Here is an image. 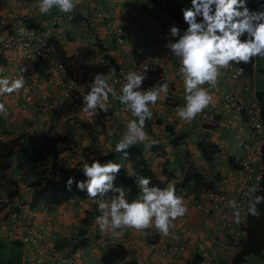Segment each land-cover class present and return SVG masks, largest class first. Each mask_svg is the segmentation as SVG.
<instances>
[{
    "label": "crops",
    "instance_id": "0c3cea01",
    "mask_svg": "<svg viewBox=\"0 0 264 264\" xmlns=\"http://www.w3.org/2000/svg\"><path fill=\"white\" fill-rule=\"evenodd\" d=\"M130 2L138 3L144 10L159 13L146 0H118L117 8L110 9L109 13L102 12L103 0H78L76 7L70 13L57 10L58 14L65 15V21L54 24L55 9L49 14L42 15L35 6L36 0H28V5L37 10L34 20L42 30L36 29L48 38L54 37V40H59L66 47L70 70L79 78L77 87L82 96L80 101L67 100L57 109H47L40 101V95L48 93L54 99H61L62 89L67 83L65 78H62L59 85L48 83L47 69L49 66L54 67L55 63L49 61L40 65L30 64L21 53L0 48V77H7L11 81L23 75L27 89L0 97V102L5 103L7 108V115L0 114V131L3 130L0 135H3L4 140H11L19 134H27L30 136L28 139L30 142L34 141L37 147H42L44 137L51 132H58L57 134L60 135L69 133V137L64 141H69L71 144L60 155L63 170L52 173V178L58 184L66 186L69 177H74L76 181L86 179L79 169L84 162H91L92 155L101 163L112 160L122 166L115 184L124 189L127 199L130 188H124V180L131 177L134 171L131 163L124 159L122 154L115 153L114 149L116 142L126 131L127 122L136 118L111 94L107 113L97 109L94 115L88 116L82 111V98L90 90L89 84L83 85V83L90 75L98 74L96 68L89 65L92 62L88 63L87 60L86 51L89 46L98 42L107 52V59L112 65L121 66L125 74L129 73L135 63L148 58L146 41L143 38L145 27L123 13L124 7ZM19 10L15 7L12 11L4 13V16H0L5 18L9 26L16 31L21 26L26 29ZM69 16L73 19L69 20ZM118 27H122L126 33V51L121 50L115 41L114 30ZM105 77L117 95H120L119 87L113 83L110 75ZM249 79L253 83L252 90L250 93L238 90L237 103H245L257 97L258 87L264 90V72L257 73L256 64L252 72L246 73L244 80L248 82ZM168 84V94L166 96L162 94L156 105L149 106L153 118L151 121H146L144 129L149 140L156 141L154 150H147L142 144L137 146L144 151L160 179L168 183L183 182L187 172L194 170L204 174L210 188L236 196L246 183V175L239 162L242 159H249L257 169L262 170V151L254 145L250 127L244 117L233 108L226 107L218 113L214 125L202 121L203 113L218 108L222 103L223 95L234 88L236 82L223 71L215 87L205 84L203 87L210 92L212 102L190 122L180 120L175 112L177 107H182L186 103L183 80H173ZM28 96L32 97L33 102L28 103L24 118L14 121L12 117L21 113L22 105ZM109 132H113L114 135L109 137ZM109 139L112 140L111 147L107 144ZM62 148L64 147L60 146V149ZM76 188V184H73L72 189ZM20 191L19 196L11 199L7 198L5 191L0 192V201H2L0 226L3 229L0 230V235L2 232L8 235L4 233V229L8 227L10 233L16 219L21 220L22 214L29 213V193L22 185ZM2 193L5 195L3 196ZM73 195L75 196L70 200L50 208L49 216L44 215L46 218L49 217L44 221L47 224L46 234L51 239L72 238L83 227L85 219L88 242L90 244L91 237L95 239L91 243L93 250L100 257L109 246L124 244L129 250L128 261H138L140 264H185L188 261L192 264H230L246 240V235L239 233L246 224V217L242 216L241 222L237 224L234 215L222 217L214 212L207 213L196 208L197 203H203L206 198L205 190L198 188L177 194L183 198V201L187 200L184 204L188 211L184 217L174 222L175 227L170 229L168 236H163L153 226L145 230L150 233L149 235H145L144 231L124 229L119 239H114L110 230L100 231L95 223V217L101 213L98 211L96 201L88 198L86 191L78 189ZM110 196L111 193L105 199H109ZM180 219L184 221L183 224ZM5 238L12 241L7 236ZM171 243L184 245L185 253L175 258L160 260L159 253L164 246ZM16 244L17 250L13 262L15 264L34 262L35 245L18 244V242ZM103 244L106 246L104 247ZM99 246L104 248L103 252ZM78 253L80 250L75 256ZM64 254L68 255L67 251ZM75 256L69 257L65 264H74ZM47 264L53 263L49 261Z\"/></svg>",
    "mask_w": 264,
    "mask_h": 264
},
{
    "label": "clouds",
    "instance_id": "9594fccd",
    "mask_svg": "<svg viewBox=\"0 0 264 264\" xmlns=\"http://www.w3.org/2000/svg\"><path fill=\"white\" fill-rule=\"evenodd\" d=\"M13 1L14 0H0V4L6 7L0 11V16H4V13L7 11H12L13 8L18 7L20 9L19 13L21 15V19L24 23L34 19L37 10L28 5V0H25L24 5L26 4L32 9V11H34L33 17L28 20L23 19L21 14L22 8L18 5H15ZM103 2L104 11L102 12L104 13H109L110 9L117 8L116 4L118 0H103ZM10 3L12 4L10 5ZM77 3L78 0H36L35 6L42 15L49 14L53 9H55L54 13L56 14L53 17V23L61 24L65 21V15L58 14L57 10L64 13H70L74 10ZM255 3L257 7L255 10H252L248 7V0H191V6L182 9L184 22L188 25L183 34H181L180 28L176 25H173L172 27L165 26L162 19L158 16L159 13L156 14L144 10L142 6L136 2L127 3V5L124 7L123 13L127 14L130 18H134L140 24L142 23L139 19L127 12L128 7H137L144 14L146 13L154 19H159L163 28L164 26L166 27L164 30L172 38H176L175 40L170 39L165 47L170 50V54L177 58L180 63L179 74L181 77H176L173 79L183 80L184 84V99L186 103L184 106L177 107L175 109L176 115L180 118V120L184 122H190L209 106L213 98L208 89L203 86L207 84L210 87H215L219 78H221L223 75L222 70L229 69L233 63L238 65L241 63L249 64L255 58L264 59V0H255ZM58 16L62 17L61 21L57 20ZM1 18L6 22L5 25L2 23L0 24V39L2 40L5 31H7V29L11 30L14 28L9 26V23L5 18L0 17V19ZM68 19L72 20L73 18L69 16ZM24 26L26 29L21 26L17 29V31L14 29L13 33H18L19 35L23 36L27 30H30L26 25ZM36 28L41 29L39 27ZM36 28H31V30L35 32V36H40L47 41V43L55 52L54 56L44 55L39 61L31 63L21 52L19 53H21L30 64L34 65L53 61V63H55L54 67L49 66L47 69L48 78L50 74L58 73L57 58L61 59L65 65V68L67 69V76L65 79L68 81L70 78L68 75L69 64L67 65L65 63L61 54L58 52L56 45L52 41V38H48V36L42 34ZM147 34L148 30L145 27L143 38L146 41V47L148 45ZM124 37L127 44L125 31ZM61 45L63 46V44ZM95 46H99L103 51H105V49L98 42L92 46H89L88 49L94 48ZM0 48L2 50L8 51V48H5L4 45H2V42L0 44ZM63 48L67 50L66 47L63 46ZM88 49L86 51L87 54H89ZM87 60L88 63L92 62V64L89 63V65L96 68L97 73L98 69L103 67H98L100 61L99 63H95L89 57V55ZM101 61L102 65L105 62L111 63V61L107 59V54H105L104 58H101ZM246 73L250 72H247L244 69V77H242V80H244ZM110 74V72L105 74H93L90 75L89 79L83 83V85L89 84L90 90L82 98V111L88 116L94 115L97 109L107 113L110 107L108 103L110 94L114 99H118L121 104L126 106V108L131 112L132 116L136 119H132L127 122L126 131L116 142L114 151L117 154H122L123 158L127 159L129 158V149L132 146L142 144L145 149L150 150L156 144V141L149 140L148 134L144 130L146 121H151L153 118V112L149 106L156 105L162 94L164 96L168 94V83L171 81H163L160 84L144 90L142 86L144 81L147 79V70L144 72L129 71V73L124 77L125 83L121 86V89H119L121 94L117 95V92L108 83V80L105 77V75ZM235 82V87L232 88L235 89L236 93L235 101L231 102L229 106L225 105V94L231 89L228 90L223 95L222 103L218 108L209 112H205L209 115H212V117L205 119V113H203L202 121L208 124L217 122L216 116L218 113H221L226 107L233 108L237 113L244 117L253 136V128L249 124L248 116L246 115L245 111H239L236 109V107L239 104L246 105L250 104L252 101H258L259 103L260 101L257 97H255L248 102L237 103L238 90L243 92L245 91L240 87L242 81ZM248 82L251 83V80L249 79ZM75 87L77 91L80 92L77 85ZM21 89L27 91L25 88V78L23 75H21L20 78L11 81L7 77H0V97L19 92ZM24 113L21 112L19 115H14L12 119L14 121L22 120L24 118ZM0 114L7 115V108L3 102H0ZM113 135V132L108 133L109 137H112ZM253 139L255 145L256 138L253 136ZM260 139L262 141V145L255 146H258L261 149L260 151H262L264 144V134L262 137H260ZM0 140L3 139L1 138ZM107 144L109 147H111L112 140L109 139ZM244 160H248L252 165L253 163L249 159H242L239 162L246 175V171L242 164V161ZM90 161V163L84 162L82 167L79 169L86 179L76 181L74 177H69L66 181V188L68 191H71L72 185L76 184V187L80 191H86L88 198L96 201L98 205V211L101 213V215L95 217V223L99 226L101 232L110 230L112 237L114 239H119L123 234L124 229L144 231L145 235H149L150 233L145 230L154 226L160 234L163 236H168L170 234V229L175 227L174 222L186 215L188 209L184 204L183 198L176 194V188L174 184L169 183L166 188L161 189L157 186H151L150 178L137 176L136 184L140 189V196L138 199L129 202L126 198L124 189L121 186H117L115 184V180L119 175L122 166L113 162L112 160L101 163V161L94 155L90 157ZM253 167L257 173L261 174L262 181V171L257 169L254 165ZM259 187L257 190L254 187L250 189L249 195L255 192V190L256 192L253 198H251L250 195V202L248 204L246 213H244L245 216L251 215L257 219L260 217L258 206L264 204V196L256 195ZM209 190L225 193L222 191H217L213 188H209L205 190V196ZM109 193H111L110 198L105 199L109 196ZM1 203L2 201H0V205ZM229 204L233 210L235 223L239 224L242 220L241 208L234 200L230 201ZM32 211H35L40 215L39 217L43 223L47 218H49L44 217V215H50V208L36 207L30 208L28 214H22L23 219H28ZM44 225L45 230L43 231L47 237V224L44 223ZM47 238L53 241L55 244V239H51L49 236ZM103 245L104 247L106 246L105 244ZM58 253L59 257L62 258L63 252L58 251Z\"/></svg>",
    "mask_w": 264,
    "mask_h": 264
},
{
    "label": "trees",
    "instance_id": "16d2710c",
    "mask_svg": "<svg viewBox=\"0 0 264 264\" xmlns=\"http://www.w3.org/2000/svg\"><path fill=\"white\" fill-rule=\"evenodd\" d=\"M146 1H148L154 9L159 12V17L162 19L165 26H169L167 24L172 22L180 28L181 34H183L188 25L184 22L182 9L190 7L191 0ZM248 7L255 10L257 7L255 0H248ZM24 25H26L29 29L39 27L35 23L34 19L26 21ZM9 31L13 33L14 29ZM53 38L54 37H52V41L56 45L58 52L68 65L69 58L66 55L67 51L63 48L59 40L55 41ZM8 51L15 52L9 48ZM255 64L257 65V73L264 72V59L261 58H255L249 64L241 63L239 65L243 67L245 71L252 72ZM101 66L102 61L98 64V67ZM68 75L70 76V82L73 81L74 84L79 85V78L70 70L69 65ZM252 85L253 83L251 82L249 90L245 91V93L251 92ZM261 88L262 87H258L257 98L261 103L262 121L264 125V90ZM213 123L212 125H214ZM57 133L53 132L50 135H46L44 137V141L42 142V147H37L34 141L30 142L28 140L30 136L27 134L16 135L11 140H0V185L2 187L5 186V192L7 193V197L9 199L15 198L21 194V185L23 188L27 187L28 189H33L34 195L30 200V208H52L54 205L70 200L73 196H75L73 194H76L78 191L77 188L75 190L71 189V191H68L65 185L58 184L52 178V173L62 172L63 162L60 155L71 144L69 141H64L65 138L69 137V133H64L62 135ZM60 146H63L64 148L60 149ZM151 149L154 150V146ZM262 159V181L256 195L264 196V144L262 147ZM127 160L131 163L134 171L131 177L124 180V188H130L128 192L129 202L136 200L140 194V189L136 184L137 176L150 178L151 186H157L161 189L168 186V182L158 177L151 162L146 158L144 151L139 146L134 145L129 149V158H127ZM172 184L175 185L176 194L193 188L201 190H207L210 188L209 183L205 180L204 174L194 170L187 172V176L183 182L175 181ZM203 203L207 204L206 201ZM198 204H201V202L197 203V205ZM258 211L260 212L259 219L252 217L251 215H246V224L241 229L246 232V240L242 248L234 255L230 264H247L249 261L248 258L251 255L264 258V204L258 206ZM22 221V219H16V223L13 224L14 228L12 230L15 229L18 232ZM86 222L87 220L84 219L83 227L79 229L78 234L72 238L55 239L52 236L55 239V246L58 251L63 252V263H65L69 257L75 256L79 250L89 246ZM8 230L9 229L7 228V232L5 231L4 233L8 234L5 235L13 241L11 242L15 246L17 245V242L18 244H22L16 239L11 238V232L9 233ZM65 251H67L68 255L64 254ZM128 256L129 250L127 247L124 244H116L107 248L106 252L101 257V263L140 264L138 261H128Z\"/></svg>",
    "mask_w": 264,
    "mask_h": 264
},
{
    "label": "built area",
    "instance_id": "2783aa9c",
    "mask_svg": "<svg viewBox=\"0 0 264 264\" xmlns=\"http://www.w3.org/2000/svg\"><path fill=\"white\" fill-rule=\"evenodd\" d=\"M13 3L22 8L21 14L23 19L28 20L33 17L34 11L27 6L25 0H14ZM12 3H10L11 5ZM23 6V7H22ZM6 8L4 5L0 4V11ZM127 12L132 16L136 17L140 20V22L147 28L148 30V45L147 52L148 58L145 61L135 63L130 71H139L144 72L147 70V79L143 83V89L147 90L150 87H153L157 84L162 83L163 81H173L176 77H181L179 74L180 63L179 60L173 57L170 54V50L165 47L167 42L171 40H175L176 38H172L163 28L159 19H154L150 17L148 14H144L137 7H128ZM62 17L58 16L57 20L61 21ZM56 22V21H55ZM5 25L6 22L4 19H0V24ZM7 29L5 31L3 39H0V44L4 45L5 48L12 49L17 52H21L26 59L31 62L39 61L44 55H53L54 50L47 43L45 39L40 36H35V32L33 30H27L26 33L21 36L18 33H12ZM115 40L120 47L121 50H127L126 39L124 37L123 28L118 27L114 30ZM89 57L95 62H101V58L105 57L107 54L106 51H103L99 46H95L94 48H89ZM58 61V73L50 74L48 78V83L51 85H59L61 83L62 78H65L66 68L63 61L57 58ZM103 67L98 69L99 74L111 73V78L114 84H116L119 89L125 83L124 77L125 70L121 66H114L111 63L105 62ZM227 72L230 76V79L234 81H242L240 87L247 91L250 88V83L242 80L244 77V69L238 64L233 63L229 69L222 70ZM94 80V78H93ZM88 83V82H87ZM90 83V82H89ZM76 85L73 81H68L67 84L64 85L62 89V97L61 99H54L48 93H42L40 95V101L43 106L49 110L57 109L58 107L63 106L67 100L72 101H80L81 93L77 91ZM236 98L235 89H231L225 94V105L229 106L231 102H234ZM33 102L32 97H26L21 112H25L28 107V103ZM239 111H245L248 116L249 124L253 128V136L256 138L255 145H262V141L260 137L264 134V125L261 118V105L258 101H252L250 104H239L236 107ZM21 117V116H20ZM205 119H209L212 115L207 113L204 114ZM244 169L246 171L247 182L243 189L236 196H229L226 193L216 192L214 190H209L206 193L205 201L207 204L201 203L197 205L198 209L204 210L207 213H216L219 216L225 217L226 215H233V210L230 207V201H236L237 205L241 208L242 216H245L248 204L251 198L254 197V194L257 188L260 186L261 174L257 173L253 165L248 161H242ZM255 188V192L250 193V189ZM184 202H187L185 200ZM40 215L32 211L28 219H22L23 221L20 224V230H12L10 233L11 238L16 239L17 241L23 244H34L35 245V260L34 262H29L28 264H47L51 261L53 264H65L62 262V258L59 257L58 249L55 246L54 242L49 240L45 234V225L41 221ZM246 217V216H245ZM41 221V222H40ZM181 224L184 223L182 219H180ZM3 230V229H1ZM7 229L5 228L4 231ZM21 231V232H20ZM13 233V236H12ZM240 234L246 235L244 230L239 232ZM185 253V246L181 244H169L164 246L162 251L159 253L160 260H165L168 258H175L181 256ZM185 264H192L190 261Z\"/></svg>",
    "mask_w": 264,
    "mask_h": 264
},
{
    "label": "rangeland",
    "instance_id": "374dc122",
    "mask_svg": "<svg viewBox=\"0 0 264 264\" xmlns=\"http://www.w3.org/2000/svg\"><path fill=\"white\" fill-rule=\"evenodd\" d=\"M174 23H168L167 25H173ZM164 28H166L164 26ZM19 114V113H18ZM17 114V115H18ZM3 131V130H1ZM0 131V132H1ZM52 133V132H51ZM0 137L3 138V135H0ZM1 139V138H0ZM4 140V138H3ZM24 190L29 193L28 198L31 200L33 194V189H28L27 187H24ZM5 191V186L0 185V192ZM4 196L5 194L2 193ZM5 234L0 235V264H15L14 261V255L17 250V246H15L11 241H8L6 238ZM94 238L91 237V242H93ZM93 240V241H92ZM89 244L88 247L80 250V253H78L74 257V264H102L101 263V257L99 254L96 253V251L93 250V243ZM100 250L102 252L104 251V248L99 246ZM13 259V260H12ZM248 263L247 264H264V258L258 257L256 255H251L248 258Z\"/></svg>",
    "mask_w": 264,
    "mask_h": 264
}]
</instances>
